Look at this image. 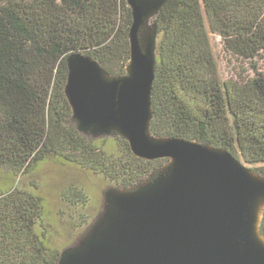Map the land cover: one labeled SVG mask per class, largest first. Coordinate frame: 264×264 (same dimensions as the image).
<instances>
[{"label":"trees","instance_id":"obj_1","mask_svg":"<svg viewBox=\"0 0 264 264\" xmlns=\"http://www.w3.org/2000/svg\"><path fill=\"white\" fill-rule=\"evenodd\" d=\"M132 23L128 0H0V168L17 177L0 190V264H60L38 186L20 185L39 164L77 165L117 190L168 165L136 155L116 131L81 130L66 94L73 56L127 75ZM154 24L150 134L222 148L264 175V71L253 61L264 54V0H163ZM214 37L253 73L224 77ZM61 196L72 210L89 202L75 185ZM96 218L76 225L80 237ZM259 231L264 237V207Z\"/></svg>","mask_w":264,"mask_h":264},{"label":"water","instance_id":"obj_2","mask_svg":"<svg viewBox=\"0 0 264 264\" xmlns=\"http://www.w3.org/2000/svg\"><path fill=\"white\" fill-rule=\"evenodd\" d=\"M128 2L133 9V23L127 73L132 76L117 77L123 82L113 97L119 105V116L114 120L128 131L136 155L175 156L180 171L152 194L131 197L128 207L115 208L116 226L100 240V246L85 245L88 255L78 264H254L248 256L237 258L232 245L249 194H258L252 180L264 175L251 171L222 148L150 134L154 62L150 65L137 48L135 34L141 9L135 0ZM149 137L164 140L165 144H153ZM263 207L264 203L260 205V217ZM257 230L261 235L259 222ZM113 234H117L114 239Z\"/></svg>","mask_w":264,"mask_h":264},{"label":"rangeland","instance_id":"obj_3","mask_svg":"<svg viewBox=\"0 0 264 264\" xmlns=\"http://www.w3.org/2000/svg\"><path fill=\"white\" fill-rule=\"evenodd\" d=\"M162 1L135 0L141 9V18L135 34L137 48L141 50L140 53L145 56L150 65L153 63L154 17ZM214 44L220 71L224 77L236 78L253 73L247 61L223 48L219 37H214ZM253 61L259 70L264 71V54L254 57ZM130 76L132 74L127 73V77ZM122 82V78H112L106 75L89 59L71 57L66 93L74 118L81 130L95 134L116 131L131 142L128 131L114 120L116 116H119V105L113 97L119 91ZM157 141V144H165L164 140ZM168 158V165L158 173L153 181H144L133 190L112 189L110 183L102 176L59 160L45 161L37 166L31 176H23L21 186L28 187L30 181L38 186L35 191L42 196L47 218L52 225V243L59 248L63 247L60 264L82 263L84 257L88 255L84 246L90 245L91 248L94 245L95 247L100 246V240L103 241L108 232L116 226L113 217L115 208L128 207L131 197L150 195L178 174L180 170L175 162L176 157L169 156ZM16 181L15 175L0 168V190L9 188ZM252 181H254L253 187L257 189V195H261L260 205L262 206L264 176L256 177ZM69 185L82 188L89 195V202L76 210L69 208L61 196V191ZM98 213L101 214L97 215ZM79 214L82 217H79ZM96 216L98 218L93 224L95 228L89 230L92 234L80 237L79 232L84 225L83 227H76V225L83 218L91 222Z\"/></svg>","mask_w":264,"mask_h":264},{"label":"bare ground","instance_id":"obj_4","mask_svg":"<svg viewBox=\"0 0 264 264\" xmlns=\"http://www.w3.org/2000/svg\"><path fill=\"white\" fill-rule=\"evenodd\" d=\"M131 81V79H126ZM125 80V81H126ZM142 108L144 109L143 103ZM148 107H146L145 113H147ZM144 123V120H143ZM143 123L140 125L139 130L142 131ZM147 134V130L145 129ZM149 139L153 144L158 141L156 139ZM246 175L252 178L253 175L245 172ZM244 173V175H245ZM262 201L261 195L256 193L249 194L248 205L243 212V218L238 227L232 249L237 258L243 259L244 256H248L254 264H264V239L258 233V222L260 218V203ZM117 237V234H113V239Z\"/></svg>","mask_w":264,"mask_h":264}]
</instances>
